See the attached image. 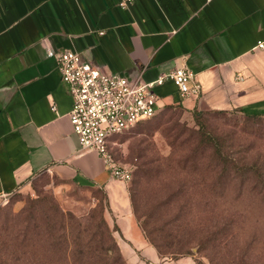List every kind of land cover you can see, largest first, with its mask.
Returning a JSON list of instances; mask_svg holds the SVG:
<instances>
[{
	"label": "crops",
	"instance_id": "0c3cea01",
	"mask_svg": "<svg viewBox=\"0 0 264 264\" xmlns=\"http://www.w3.org/2000/svg\"><path fill=\"white\" fill-rule=\"evenodd\" d=\"M0 0V193L44 172L104 188L127 264H196L161 257L132 214L127 182L98 153L81 150L72 98L55 57L73 50L104 72L151 82L176 67L195 74L196 96L166 80L159 108L233 110L264 117V0ZM54 106V108H53Z\"/></svg>",
	"mask_w": 264,
	"mask_h": 264
},
{
	"label": "rangeland",
	"instance_id": "374dc122",
	"mask_svg": "<svg viewBox=\"0 0 264 264\" xmlns=\"http://www.w3.org/2000/svg\"><path fill=\"white\" fill-rule=\"evenodd\" d=\"M199 111L204 113L196 116V110L181 104L161 107L151 119L112 138L114 158L131 172L126 191L132 214L149 243L159 228L175 240L173 250L178 245L187 249L163 257L188 256L196 264H264V193L253 188L264 179V117ZM214 135L223 142L222 152L231 154L237 164H256L263 173L233 174L232 180L229 174L223 178L231 183L227 191L210 189L219 168L207 164H216L217 157L213 149L200 152V147ZM137 148L143 149L142 159L154 168L149 176L135 174ZM240 183L244 187L238 189ZM35 218L56 226L63 219L70 230L82 229L79 242L94 230L92 224L104 220L119 248V228L104 188L79 186L49 172L34 177L0 207V241L8 242L3 248L6 257L10 258V241L17 229ZM41 233L38 238L44 237ZM35 240L45 243L47 238L35 239L34 234L25 237L22 245L27 251L35 250ZM21 258L24 264L67 262L58 256L35 257L32 252L22 253Z\"/></svg>",
	"mask_w": 264,
	"mask_h": 264
},
{
	"label": "built area",
	"instance_id": "2783aa9c",
	"mask_svg": "<svg viewBox=\"0 0 264 264\" xmlns=\"http://www.w3.org/2000/svg\"><path fill=\"white\" fill-rule=\"evenodd\" d=\"M132 1L122 0L119 5L125 7ZM256 47L264 48V40H259ZM47 56L55 57L60 78L72 98L69 119L80 149L96 151L110 176L120 182H128L131 172L112 155L110 138L157 113L158 96L154 87L168 80L176 86L181 98L196 96L200 90L195 74L184 67L145 82L104 72L73 50H63L57 55L47 50ZM8 196L0 193V207Z\"/></svg>",
	"mask_w": 264,
	"mask_h": 264
},
{
	"label": "trees",
	"instance_id": "16d2710c",
	"mask_svg": "<svg viewBox=\"0 0 264 264\" xmlns=\"http://www.w3.org/2000/svg\"><path fill=\"white\" fill-rule=\"evenodd\" d=\"M166 106L168 105L163 107ZM203 111H205V113H214L223 117L232 112H239L247 119L263 117L259 114H247L238 109ZM202 113L204 112L196 110L195 115L199 116ZM116 135L118 134H115L110 138V142ZM205 147L213 149V154L217 157L215 160L216 164H207V167L213 166L214 168H219L218 176L208 185V187L213 191L216 190L218 193L227 191V189L231 186V183L224 181L223 178L229 174L232 180L236 178L233 176V174L238 176L245 174L247 175L250 171L256 174L263 173V170L259 169V166L256 164H237V161L234 158H231V154H228V152L225 151L222 152L223 142L220 141V138H216L215 135L209 136V140L200 147V152H203ZM136 152L139 162L136 164L137 170L135 174L139 175L141 178L151 175L154 171V168L142 159L145 157L143 149L137 148ZM111 153L113 155L112 150ZM140 159L142 160L140 161ZM237 187L238 189H241V187L244 186L240 183ZM253 188L264 193V179L256 181V184L253 185ZM40 203H42V201ZM91 227L94 228V230L86 235L85 241L79 242L82 229H78L77 231L70 230L69 225H66V222H64L63 219L60 220V223H58L57 226L53 224L47 225L38 218L25 222L23 226L17 229L15 237L10 241V258L6 257L3 252V248H6V244H8V242L5 243L7 240L4 242L0 241V264H24L25 261L21 258V254L24 252H32L35 254V257L50 256L51 259L58 256L64 260H67L68 264H125L118 245L112 235V231L106 225L105 221L100 220L96 224H92ZM154 231H157V235L154 236L155 234L152 235V232H149V234L152 235V237L149 239L161 257H163L166 253L171 255H181L183 251L187 252V249L184 250L181 245H178L177 248L173 250V241L175 240H173V238H171L167 233H164L159 228L155 229ZM159 231H162V233ZM39 232H42L41 236L47 238L48 244L47 241L45 243H39L35 240V250L28 249L27 251V249L24 248L25 246L22 245L25 241V237L35 234V239H43L44 237H37ZM163 240L165 242H163ZM23 248L26 251H23ZM55 260L56 262H54L52 259V261L48 264H67V262H58L57 259ZM30 261V263H32L34 260Z\"/></svg>",
	"mask_w": 264,
	"mask_h": 264
}]
</instances>
